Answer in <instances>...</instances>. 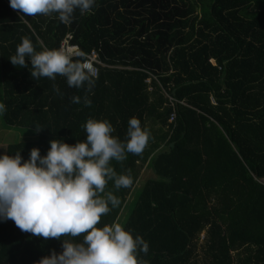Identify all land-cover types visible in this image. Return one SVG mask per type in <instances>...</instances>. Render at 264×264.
<instances>
[{
	"label": "trees",
	"instance_id": "trees-1",
	"mask_svg": "<svg viewBox=\"0 0 264 264\" xmlns=\"http://www.w3.org/2000/svg\"><path fill=\"white\" fill-rule=\"evenodd\" d=\"M67 35L80 52H99L90 91L60 75L34 79L27 58V67L10 62L25 37L39 52ZM0 103L7 126L43 128L6 145L3 154L24 160L34 147L45 155L53 139L85 140L89 118L107 119L121 141L129 119L140 120L149 134L143 152L111 161L132 184L107 183L120 205L98 225L118 222L147 169L122 224L148 243L138 260L264 264V0H96L68 24L0 0ZM83 235L44 239L0 221V264H37L62 251V239Z\"/></svg>",
	"mask_w": 264,
	"mask_h": 264
},
{
	"label": "clouds",
	"instance_id": "clouds-1",
	"mask_svg": "<svg viewBox=\"0 0 264 264\" xmlns=\"http://www.w3.org/2000/svg\"><path fill=\"white\" fill-rule=\"evenodd\" d=\"M96 0H9L10 7L25 16L58 14L62 23H71L73 13H90ZM31 76L55 80L66 78L69 87L95 84L96 69L83 51L66 52L63 48L35 51L27 37L10 58L14 66L27 67ZM59 92V88H55ZM81 98L73 96L72 103ZM86 107L91 100L84 98ZM6 107L0 103V116ZM86 139L75 144L64 140L49 141L45 155L32 148L24 160L20 152L0 154V221L12 220L22 232L44 239L83 235V242L62 239V251L53 250L37 264H146L138 260V252L147 254L148 243L133 236L120 223L99 227L101 217L120 205L112 192L105 193L109 181L116 189L128 188L132 179L117 174L111 161L122 162L129 153L143 152L149 134L138 118L128 121L126 139L114 136L107 119L89 118L85 125ZM36 131L43 128L36 127Z\"/></svg>",
	"mask_w": 264,
	"mask_h": 264
},
{
	"label": "rangeland",
	"instance_id": "rangeland-1",
	"mask_svg": "<svg viewBox=\"0 0 264 264\" xmlns=\"http://www.w3.org/2000/svg\"><path fill=\"white\" fill-rule=\"evenodd\" d=\"M36 131L30 128L24 127H11L3 123L2 118L0 117V154H3L6 145L15 141H25L30 138H36ZM150 175V172H147V169L142 173L139 181L136 183L135 188L131 192L130 197L125 208L122 210L118 217V222L121 225L125 221L126 217L129 214V211L134 204L136 197L140 191V187L143 181ZM264 181V179H263Z\"/></svg>",
	"mask_w": 264,
	"mask_h": 264
},
{
	"label": "built area",
	"instance_id": "built-area-1",
	"mask_svg": "<svg viewBox=\"0 0 264 264\" xmlns=\"http://www.w3.org/2000/svg\"><path fill=\"white\" fill-rule=\"evenodd\" d=\"M71 38V35H67V37L62 41L60 48H63L66 52L72 53L75 56V53L80 52L79 48L76 45H70L69 44V39ZM87 57L90 62H92L94 68L96 69V75L98 74V68L97 64H102V62L99 60V52L97 50H91L88 54ZM171 104L173 102H180L184 103L183 101H177L173 98H169Z\"/></svg>",
	"mask_w": 264,
	"mask_h": 264
},
{
	"label": "bare ground",
	"instance_id": "bare-ground-1",
	"mask_svg": "<svg viewBox=\"0 0 264 264\" xmlns=\"http://www.w3.org/2000/svg\"><path fill=\"white\" fill-rule=\"evenodd\" d=\"M66 37H67V36H66ZM69 44H70V43H69ZM70 45H71V44H70ZM99 65H100V64H97V68L99 67ZM148 81H149V80H148ZM174 115H175L174 113L171 114V116H170V120H172V119L174 118Z\"/></svg>",
	"mask_w": 264,
	"mask_h": 264
}]
</instances>
